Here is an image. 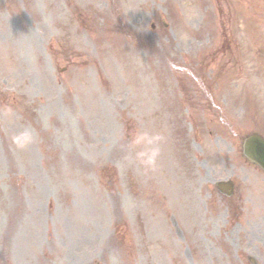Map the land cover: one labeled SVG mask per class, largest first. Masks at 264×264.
Instances as JSON below:
<instances>
[{"label":"rangeland","instance_id":"obj_1","mask_svg":"<svg viewBox=\"0 0 264 264\" xmlns=\"http://www.w3.org/2000/svg\"><path fill=\"white\" fill-rule=\"evenodd\" d=\"M254 134L264 0H0V264H264Z\"/></svg>","mask_w":264,"mask_h":264},{"label":"water","instance_id":"obj_2","mask_svg":"<svg viewBox=\"0 0 264 264\" xmlns=\"http://www.w3.org/2000/svg\"><path fill=\"white\" fill-rule=\"evenodd\" d=\"M243 143L244 155L264 170V141L257 136H253L244 140ZM217 187L220 192L227 196L231 192V184L221 183Z\"/></svg>","mask_w":264,"mask_h":264},{"label":"clouds","instance_id":"obj_3","mask_svg":"<svg viewBox=\"0 0 264 264\" xmlns=\"http://www.w3.org/2000/svg\"><path fill=\"white\" fill-rule=\"evenodd\" d=\"M142 140L143 139H146V137H144V138H141ZM24 142L26 143L27 142V138H25L24 139ZM140 141H138V143H139ZM148 143H152V141L151 140H148ZM146 153H142L141 155H145ZM155 156V152L153 151L150 155H148V160H149V162H151V160L153 159V157Z\"/></svg>","mask_w":264,"mask_h":264}]
</instances>
